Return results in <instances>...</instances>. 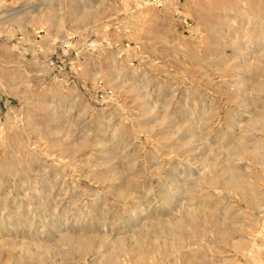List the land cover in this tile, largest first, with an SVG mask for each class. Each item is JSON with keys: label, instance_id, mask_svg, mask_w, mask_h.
<instances>
[{"label": "rangeland", "instance_id": "1", "mask_svg": "<svg viewBox=\"0 0 264 264\" xmlns=\"http://www.w3.org/2000/svg\"><path fill=\"white\" fill-rule=\"evenodd\" d=\"M0 264H264V0H0Z\"/></svg>", "mask_w": 264, "mask_h": 264}, {"label": "built area", "instance_id": "2", "mask_svg": "<svg viewBox=\"0 0 264 264\" xmlns=\"http://www.w3.org/2000/svg\"><path fill=\"white\" fill-rule=\"evenodd\" d=\"M168 1H170V0H153V2L156 3L157 5H162ZM67 41H68L67 38H63V39H61L60 42H61V44L66 45Z\"/></svg>", "mask_w": 264, "mask_h": 264}]
</instances>
